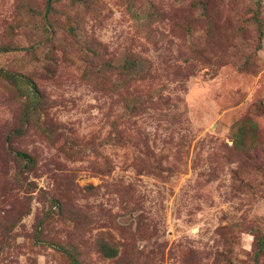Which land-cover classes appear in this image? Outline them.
<instances>
[{
	"label": "rangeland",
	"instance_id": "374dc122",
	"mask_svg": "<svg viewBox=\"0 0 264 264\" xmlns=\"http://www.w3.org/2000/svg\"><path fill=\"white\" fill-rule=\"evenodd\" d=\"M0 264H264V0H0Z\"/></svg>",
	"mask_w": 264,
	"mask_h": 264
}]
</instances>
